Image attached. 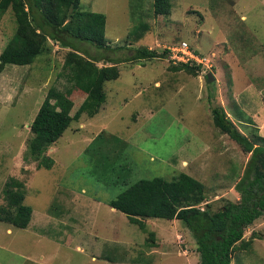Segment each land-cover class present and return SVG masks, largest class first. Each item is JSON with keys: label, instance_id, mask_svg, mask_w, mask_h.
Listing matches in <instances>:
<instances>
[{"label": "rangeland", "instance_id": "1", "mask_svg": "<svg viewBox=\"0 0 264 264\" xmlns=\"http://www.w3.org/2000/svg\"><path fill=\"white\" fill-rule=\"evenodd\" d=\"M170 1L164 15L153 13L152 0L79 1L81 10L105 15L110 47L146 46L161 56L117 62L120 75L104 83L99 111L72 120L45 151L53 159L48 168H38L30 156V123L50 91L72 101L71 115L83 102L65 61L69 49L49 38L32 63L0 71V206L12 178L24 184V203L32 211L25 228L0 221V264H135L144 254L159 264H199L182 221L149 219L141 229L107 202L138 179H171L181 171L204 183L212 209L238 200L234 184L249 154L214 127L210 106L221 105L249 138L260 134V126L264 135V5ZM135 26L140 38L131 34ZM15 29L8 7L0 14V53ZM182 41L206 58L195 75L171 68L177 63L164 51ZM153 230L171 242L151 236ZM253 234L252 247L235 250L231 264H264V215L243 240ZM155 241L163 249L148 253Z\"/></svg>", "mask_w": 264, "mask_h": 264}, {"label": "trees", "instance_id": "2", "mask_svg": "<svg viewBox=\"0 0 264 264\" xmlns=\"http://www.w3.org/2000/svg\"><path fill=\"white\" fill-rule=\"evenodd\" d=\"M79 1L0 0V14L10 7L16 22L13 36L0 53V71L6 64L32 63L50 38L69 49L65 61L75 87L85 94L73 115L72 101L57 92H48L39 106L30 123L33 135L28 141L30 156L38 168L52 165L53 159L45 151L61 137L72 120L83 113L92 117L99 111L105 101L104 83L120 75L117 62L142 63L161 56L146 46L110 47L104 38L105 15L81 10ZM171 8L170 0H152L155 15L169 14ZM131 34L140 38L141 29L135 26ZM189 47L201 55L191 45ZM117 51H120L118 55ZM164 51L169 52L168 48ZM100 61L104 63L96 66ZM201 67V64L183 62L171 66L192 75ZM206 79L212 81L214 77L206 73ZM210 112L219 133L226 134L249 154L242 174L234 184L238 200H226L217 209H212L207 202L204 183L181 171L171 179L161 176L138 179L126 185L108 201V205L125 214L129 222L141 229L145 228L147 218L180 220L194 237L199 264H231L235 250L252 247L255 234L249 240H243L245 230L264 215V136L255 133L249 138L221 105L211 104ZM3 193L5 203L0 206V221L25 228L32 211L24 203V184L11 178L5 182Z\"/></svg>", "mask_w": 264, "mask_h": 264}, {"label": "built area", "instance_id": "3", "mask_svg": "<svg viewBox=\"0 0 264 264\" xmlns=\"http://www.w3.org/2000/svg\"><path fill=\"white\" fill-rule=\"evenodd\" d=\"M168 50L172 53V59L175 61L174 63L183 62L204 64V61L206 60L204 56L194 53L185 41L180 42L175 47L168 48Z\"/></svg>", "mask_w": 264, "mask_h": 264}, {"label": "crops", "instance_id": "4", "mask_svg": "<svg viewBox=\"0 0 264 264\" xmlns=\"http://www.w3.org/2000/svg\"><path fill=\"white\" fill-rule=\"evenodd\" d=\"M263 5H264V0H263ZM239 113H241V111H239ZM234 124L237 126V123H235L234 122ZM263 124V123H262ZM261 124V125H262ZM260 126V125H259ZM261 130H263L262 128H261V126H260V128H259V135H261V136H264L263 134H262V132H261ZM238 199V198H237ZM107 204H108V202H107ZM110 209H112V210H115L114 208H112V207H110ZM115 211H117V210H115ZM149 219H156V218H147L146 220H145V223H147V221H149ZM160 219V218H159ZM174 220L175 219H172L171 220V223L173 224L174 223ZM155 224H157V223H155ZM155 228H159L160 229V226L157 224V225H155ZM153 233H154V235L156 236V237H159V238H163V236H164V239L166 240V242H171V239L169 238V236L167 235V234H165V235H163L162 233H160V234H158L157 233V231L156 230H153L152 231ZM162 244L163 243H161V242H156L155 241V244L154 245H152L151 247H149V248H152L151 250H150V252H148V253H156V254H159L158 252H159V249H163L162 248ZM171 244V243H170ZM168 247V246H167ZM154 248V249H153ZM166 249V248H165ZM164 251V250H163ZM163 251H161L160 253H162V254H164L163 253ZM198 253V252H197ZM93 254V253H92ZM147 254V253H146ZM94 255H92V257L91 258H95V257H93ZM100 257V256H99ZM140 258V257H139ZM135 264H159V263H157V262H155V261H153V259L151 258V257H145V254L140 258V261H138L137 263H135Z\"/></svg>", "mask_w": 264, "mask_h": 264}]
</instances>
